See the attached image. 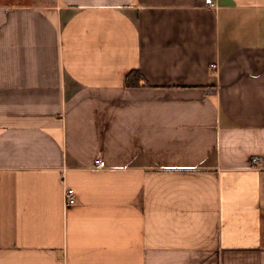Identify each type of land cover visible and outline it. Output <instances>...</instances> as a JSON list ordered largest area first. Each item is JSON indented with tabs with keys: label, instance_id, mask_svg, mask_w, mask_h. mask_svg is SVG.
<instances>
[{
	"label": "crops",
	"instance_id": "obj_1",
	"mask_svg": "<svg viewBox=\"0 0 264 264\" xmlns=\"http://www.w3.org/2000/svg\"><path fill=\"white\" fill-rule=\"evenodd\" d=\"M215 2L0 0V264H264V0Z\"/></svg>",
	"mask_w": 264,
	"mask_h": 264
},
{
	"label": "built area",
	"instance_id": "obj_2",
	"mask_svg": "<svg viewBox=\"0 0 264 264\" xmlns=\"http://www.w3.org/2000/svg\"><path fill=\"white\" fill-rule=\"evenodd\" d=\"M204 4L207 8L209 9H216L217 8V3L215 2V0H204ZM259 161L258 158H254L253 162L255 164H257ZM96 165L98 168L102 169L105 167V162L102 161V160H97L96 162ZM73 195H74V190L73 189H69L67 192H66V195H65V199L67 201V203H71L73 200Z\"/></svg>",
	"mask_w": 264,
	"mask_h": 264
},
{
	"label": "trees",
	"instance_id": "obj_3",
	"mask_svg": "<svg viewBox=\"0 0 264 264\" xmlns=\"http://www.w3.org/2000/svg\"><path fill=\"white\" fill-rule=\"evenodd\" d=\"M141 78L140 73L138 70L132 71L126 79L127 86H137L139 79Z\"/></svg>",
	"mask_w": 264,
	"mask_h": 264
}]
</instances>
